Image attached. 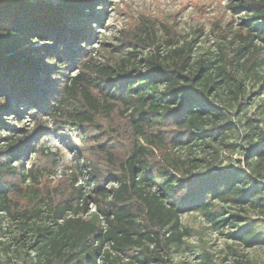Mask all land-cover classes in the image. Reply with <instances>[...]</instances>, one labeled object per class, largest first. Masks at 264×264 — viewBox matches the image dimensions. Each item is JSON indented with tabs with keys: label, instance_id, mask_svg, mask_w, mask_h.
<instances>
[{
	"label": "trees",
	"instance_id": "obj_1",
	"mask_svg": "<svg viewBox=\"0 0 264 264\" xmlns=\"http://www.w3.org/2000/svg\"><path fill=\"white\" fill-rule=\"evenodd\" d=\"M230 1L245 15L236 47L221 45L216 56L195 62L193 43L171 41L164 50L147 24L124 45L121 64L105 68L93 58L80 63L82 42L71 47L63 35L92 41L98 1L0 0V233L7 217L32 230L44 212L45 200L33 187L39 174L25 164L40 150L28 118H65L92 175L83 181L90 195L84 198L73 183L53 208L51 225L33 229L29 248L37 254L25 255L24 264H173L170 257L185 244L182 216L193 213L247 249L264 246V189L257 183L264 180V97L248 113L242 89L250 79L264 86V0ZM116 115L126 118L125 135L111 124ZM124 136L128 151L119 160ZM199 148L208 151L202 159L167 152ZM236 152L242 159L221 167L223 154ZM27 189L34 209L15 200ZM88 200L96 218L65 220L54 233L69 211H86ZM249 211L258 217L244 216ZM197 260L217 264L206 251Z\"/></svg>",
	"mask_w": 264,
	"mask_h": 264
},
{
	"label": "rangeland",
	"instance_id": "obj_2",
	"mask_svg": "<svg viewBox=\"0 0 264 264\" xmlns=\"http://www.w3.org/2000/svg\"><path fill=\"white\" fill-rule=\"evenodd\" d=\"M33 3H43L46 5H57L65 0H29ZM95 16L100 17L95 21L96 25L91 29L93 39L85 42L77 38H70L69 32L63 35L72 39L71 47H75L79 41L83 47L82 50L86 57L80 63L92 61L98 67H113L114 62L121 64L126 57L125 46L135 31L143 25H150L154 28L163 44V49H169L168 42L178 43L182 46L184 43L194 44V60L197 62L201 56L214 55L219 53L221 45L233 43L236 47L240 40L236 35L241 30L240 27L244 14L236 13L230 0H96ZM91 12L86 11V15ZM246 31V30H245ZM78 41V42H77ZM86 43V44H85ZM41 44V43H39ZM67 44V41L65 42ZM79 49V48H78ZM148 52V51H147ZM78 67V66H77ZM77 67L70 69V75L77 72ZM264 73V68H263ZM90 79L96 82V74L90 73ZM246 89V109L248 113L256 109L255 102L260 97H264V86L257 85L253 80H248L242 89ZM257 93H260L258 95ZM225 99H231L228 92L222 93ZM234 104V101H231ZM14 106V104H13ZM13 115V113H12ZM11 118L9 116L7 119ZM126 118L122 115H116L111 124L119 127L120 134L123 133L126 125ZM65 118L52 116L50 114L41 119L30 117L26 121V128L36 132L38 136L37 147L40 149L36 154L29 155L28 161H25L27 168H33L39 174L40 184L33 186L41 193L45 204L42 205V218L33 219L32 230L23 229L20 222L10 217L2 221L3 231L0 233V264H24L23 257H36V249L29 248L35 241L33 229L35 227H44L51 225L55 206L66 200L69 186L74 183L76 187L81 188V194L84 198L90 195V190L83 183L87 179L92 180L89 168L85 166L79 146L82 142L74 137L69 129ZM108 126L109 124L106 123ZM38 134V135H37ZM41 134V135H40ZM40 135V136H39ZM70 135V138L68 136ZM117 145V158L124 159L127 155L128 146L126 137ZM5 136H0V142ZM70 139V140H69ZM0 145H2L0 143ZM126 145V146H122ZM44 151V152H42ZM172 155L181 156L183 159H202L208 151L202 148L190 151L189 149L168 151ZM160 157V152L156 151ZM228 154H223L221 167L242 159V156L236 152L232 158ZM25 159V160H26ZM210 159V158H209ZM232 163V162H231ZM204 166V164H200ZM93 182V181H92ZM28 186L31 185L27 184ZM109 183L106 184L108 188ZM32 191L27 189L24 195L15 197L17 205L23 209H34L37 204L31 203ZM81 202V208L84 202ZM50 205L52 207H49ZM95 208L88 200L87 210L77 212L69 211L64 220L59 222V226L54 227V233L60 231V226L64 225L65 220L84 219L86 221L96 218ZM244 216L256 219L258 214L252 211L245 213ZM99 221V219H98ZM99 226L103 228V223L99 221ZM183 239L185 244L179 252L173 253L170 259L173 264L184 261L188 264H197V256L203 252H210L215 256L217 264H264V246H258L247 249L229 240L221 231L211 229L209 224L196 213L182 216ZM227 230H223L226 234ZM34 235V236H33ZM153 249V247L151 248ZM136 254V253H135ZM128 256H126L127 258ZM166 259V258H165ZM99 264H104L99 260ZM158 264V263H154Z\"/></svg>",
	"mask_w": 264,
	"mask_h": 264
},
{
	"label": "built area",
	"instance_id": "obj_3",
	"mask_svg": "<svg viewBox=\"0 0 264 264\" xmlns=\"http://www.w3.org/2000/svg\"><path fill=\"white\" fill-rule=\"evenodd\" d=\"M257 183L264 189V180H257Z\"/></svg>",
	"mask_w": 264,
	"mask_h": 264
}]
</instances>
